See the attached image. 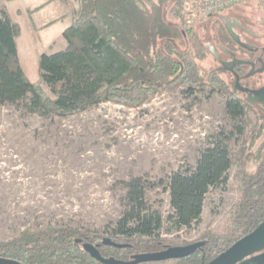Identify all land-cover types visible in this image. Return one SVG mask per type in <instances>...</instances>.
<instances>
[{
	"label": "trees",
	"instance_id": "16d2710c",
	"mask_svg": "<svg viewBox=\"0 0 264 264\" xmlns=\"http://www.w3.org/2000/svg\"><path fill=\"white\" fill-rule=\"evenodd\" d=\"M147 1L72 0V22L61 34L65 47L39 56L36 81L27 78L19 61L15 40L20 28L0 9V107L12 106L52 124L104 102L140 107L151 96L179 87L192 93L210 86L223 97V83L212 79L208 85L200 77L198 62L208 53L202 39L166 21L168 0ZM225 111L233 128L202 150L193 167L168 176L170 213L164 220L145 198L151 183L131 177L125 183L124 210L107 237L120 247L103 244L104 238L92 231L46 226L0 241V258L21 264H101L83 250L84 243L104 258L121 261L197 244L174 264L212 260L264 221V141L259 143L264 124L249 126V111L236 100L226 99ZM232 166L239 198L220 231H205L189 243L160 233L164 222L175 232H191L200 222L207 193L226 183Z\"/></svg>",
	"mask_w": 264,
	"mask_h": 264
},
{
	"label": "rangeland",
	"instance_id": "374dc122",
	"mask_svg": "<svg viewBox=\"0 0 264 264\" xmlns=\"http://www.w3.org/2000/svg\"><path fill=\"white\" fill-rule=\"evenodd\" d=\"M62 1L0 0V9L20 28L16 48L30 81L39 77L41 54L65 47L61 34L75 5ZM201 1L168 0L164 15L208 46L214 33L208 16L198 12ZM235 11L252 13L264 23V6L256 0L226 10ZM198 66L206 80L214 66L211 56L206 53ZM233 124L222 97L201 89L187 93L181 87L159 92L140 107L104 102L52 124L12 106L0 107V241L46 226L84 229L107 238L124 210L125 183L131 177L151 183L145 198L164 220L170 213L168 176L193 167L200 152ZM228 148L233 151V137ZM235 172L232 166L226 183L209 190L200 222L191 232H175L164 222L160 233L189 243L205 231H220L239 198Z\"/></svg>",
	"mask_w": 264,
	"mask_h": 264
},
{
	"label": "flooded vegetation",
	"instance_id": "af4514ba",
	"mask_svg": "<svg viewBox=\"0 0 264 264\" xmlns=\"http://www.w3.org/2000/svg\"><path fill=\"white\" fill-rule=\"evenodd\" d=\"M206 19L214 33L213 44L204 43L214 63L206 84L211 85L213 80L223 83L224 101L239 102L249 111L250 120L253 117L251 126L261 127L264 124V23L252 13L226 10L208 15ZM230 32L245 46L236 42ZM204 90L217 94L210 86Z\"/></svg>",
	"mask_w": 264,
	"mask_h": 264
},
{
	"label": "water",
	"instance_id": "95a60500",
	"mask_svg": "<svg viewBox=\"0 0 264 264\" xmlns=\"http://www.w3.org/2000/svg\"><path fill=\"white\" fill-rule=\"evenodd\" d=\"M230 35L241 46H245L239 42V39L234 33L230 32ZM102 243L105 245L120 247V245L112 242L109 238H104ZM82 248L90 255V257L97 260L101 264H137L178 260L193 253L197 248V244L172 247L159 252L133 255L131 256L130 261L104 258L99 254L96 247L89 243H84ZM0 264L21 263L11 259L0 258ZM204 264H264V221L251 232L235 241L226 250Z\"/></svg>",
	"mask_w": 264,
	"mask_h": 264
},
{
	"label": "built area",
	"instance_id": "2783aa9c",
	"mask_svg": "<svg viewBox=\"0 0 264 264\" xmlns=\"http://www.w3.org/2000/svg\"><path fill=\"white\" fill-rule=\"evenodd\" d=\"M249 0H202L198 5V12L202 16H208L215 13H220L228 8L248 2ZM264 6V0H256Z\"/></svg>",
	"mask_w": 264,
	"mask_h": 264
},
{
	"label": "crops",
	"instance_id": "0c3cea01",
	"mask_svg": "<svg viewBox=\"0 0 264 264\" xmlns=\"http://www.w3.org/2000/svg\"><path fill=\"white\" fill-rule=\"evenodd\" d=\"M71 20H72V16H71ZM71 22H72V21H71ZM71 22H70V24H71ZM68 26H69V25H68ZM65 28H66V27H65ZM65 28H64V29H65ZM64 29H63V30H64Z\"/></svg>",
	"mask_w": 264,
	"mask_h": 264
}]
</instances>
